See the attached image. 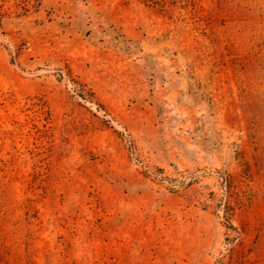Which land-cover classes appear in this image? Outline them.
I'll list each match as a JSON object with an SVG mask.
<instances>
[{
	"label": "rangeland",
	"instance_id": "rangeland-1",
	"mask_svg": "<svg viewBox=\"0 0 264 264\" xmlns=\"http://www.w3.org/2000/svg\"><path fill=\"white\" fill-rule=\"evenodd\" d=\"M164 1L0 0V264H264V0Z\"/></svg>",
	"mask_w": 264,
	"mask_h": 264
},
{
	"label": "trees",
	"instance_id": "trees-1",
	"mask_svg": "<svg viewBox=\"0 0 264 264\" xmlns=\"http://www.w3.org/2000/svg\"><path fill=\"white\" fill-rule=\"evenodd\" d=\"M143 1L145 3L154 4V5H163L165 3L164 0H143ZM158 172L159 173H162V170L161 169H158ZM222 208H223V211L225 213V217L227 219H229L230 218V215H231V212H232V209L230 208V202L229 201L223 202ZM228 241H230V240H228ZM230 259H231L230 258V249H228V252L227 253H224L219 259H217L215 261L214 264H230L231 263V260Z\"/></svg>",
	"mask_w": 264,
	"mask_h": 264
}]
</instances>
